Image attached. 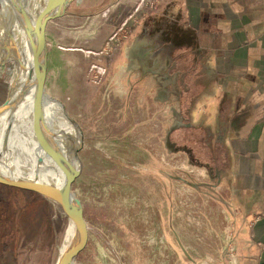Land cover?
I'll return each mask as SVG.
<instances>
[{
  "label": "rangeland",
  "instance_id": "obj_1",
  "mask_svg": "<svg viewBox=\"0 0 264 264\" xmlns=\"http://www.w3.org/2000/svg\"><path fill=\"white\" fill-rule=\"evenodd\" d=\"M114 2L75 0L47 28L46 93L82 135L73 190L89 241L79 263L199 264L204 248L196 255L191 237L212 192L209 175L189 166L187 136L175 143L167 135L173 121L166 119L164 130L156 117L164 108L145 102L143 84L127 79L125 44L139 25L116 21ZM14 72L12 63L0 67V103ZM132 84L140 93L127 99ZM66 228V217L48 201L0 185V264H57ZM224 254L226 264H235L232 249Z\"/></svg>",
  "mask_w": 264,
  "mask_h": 264
},
{
  "label": "crops",
  "instance_id": "obj_2",
  "mask_svg": "<svg viewBox=\"0 0 264 264\" xmlns=\"http://www.w3.org/2000/svg\"><path fill=\"white\" fill-rule=\"evenodd\" d=\"M152 2L115 0L113 18L139 25L125 44L127 79L164 108L156 117L164 130L173 121L175 143L187 136L189 166L209 175L190 236L196 255L204 248L199 264H226V249L235 264H264V0ZM133 84L127 99L139 96Z\"/></svg>",
  "mask_w": 264,
  "mask_h": 264
},
{
  "label": "water",
  "instance_id": "obj_3",
  "mask_svg": "<svg viewBox=\"0 0 264 264\" xmlns=\"http://www.w3.org/2000/svg\"><path fill=\"white\" fill-rule=\"evenodd\" d=\"M74 1L46 0L42 13L33 18L24 6L18 4L16 0V12L21 18L28 45V62L25 70L28 81H31V84L23 83L19 94H16V101L21 94H25L33 102L36 107L35 110L49 118V138L47 137L48 140L43 150L52 162L49 169V179L47 182L40 181L29 178L22 172H16L0 150V185L34 193L57 207L66 217L65 235L68 230H71V241L66 250H63V241L57 264H80L79 259L86 250L89 241V230L84 218L82 204L73 190V183L82 170V163L79 158L82 135L78 126L68 115L70 122L79 131L78 136L69 134L63 127L65 125L64 114L58 108L51 106L53 98L46 93L47 28L50 23L66 16L70 11L71 3ZM9 63L15 67V63L6 56L4 60L0 61V67ZM22 63L16 59V66L19 69H24L25 66ZM9 97L10 94L7 92L5 99L0 103V116L6 111L11 112L15 109L16 101L11 104L12 100L9 101Z\"/></svg>",
  "mask_w": 264,
  "mask_h": 264
},
{
  "label": "bare ground",
  "instance_id": "obj_4",
  "mask_svg": "<svg viewBox=\"0 0 264 264\" xmlns=\"http://www.w3.org/2000/svg\"><path fill=\"white\" fill-rule=\"evenodd\" d=\"M1 1L3 4L0 8V61L7 56L15 63V72L8 92L10 94L9 101L12 100L11 104H13L23 83L31 84L25 70L28 62V45L21 18L16 12V0ZM45 1L17 0L18 4L23 5L33 18L42 13ZM16 59L23 62L24 69H19L16 66ZM52 101L51 106L58 108L65 116L63 127L72 136H78L79 131L70 122L64 106L55 99ZM15 104L14 110L6 111L0 116V150L16 172H22L29 178L47 182L52 162L43 151L48 140L47 137L49 138L46 117L35 110L33 102L25 94H21ZM70 241L71 230H68L63 250L67 249Z\"/></svg>",
  "mask_w": 264,
  "mask_h": 264
},
{
  "label": "built area",
  "instance_id": "obj_5",
  "mask_svg": "<svg viewBox=\"0 0 264 264\" xmlns=\"http://www.w3.org/2000/svg\"><path fill=\"white\" fill-rule=\"evenodd\" d=\"M142 1H143V0H142ZM142 1H141V4L146 5V6H147L148 8H150V9H153V8H154L153 3H148V1H145V2H146V3H145V2H142ZM121 29H122V28H120L119 30H121ZM117 33H118V32H117ZM115 34H116V33H115ZM115 34H114V35H115ZM114 35L111 36V38H110L112 41H114V39H115V36H114ZM117 40H118V39H117ZM117 40H115V41H117Z\"/></svg>",
  "mask_w": 264,
  "mask_h": 264
},
{
  "label": "trees",
  "instance_id": "obj_6",
  "mask_svg": "<svg viewBox=\"0 0 264 264\" xmlns=\"http://www.w3.org/2000/svg\"><path fill=\"white\" fill-rule=\"evenodd\" d=\"M16 191H20V190H16Z\"/></svg>",
  "mask_w": 264,
  "mask_h": 264
}]
</instances>
